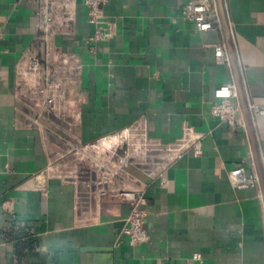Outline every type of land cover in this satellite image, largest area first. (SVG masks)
<instances>
[{"label":"crops","instance_id":"0c3cea01","mask_svg":"<svg viewBox=\"0 0 264 264\" xmlns=\"http://www.w3.org/2000/svg\"><path fill=\"white\" fill-rule=\"evenodd\" d=\"M78 1L71 37L48 50L59 51L48 57L59 110L37 118L41 103L21 74L45 56L37 6L0 0V264H264L261 188L228 179L238 166L256 174L244 122L230 128L210 113L214 91L234 85L230 65L215 64L221 28L181 21V7L200 0H112L109 37L88 44L95 26ZM223 1L264 173V115L251 109H264V0ZM134 129L159 147L190 130L202 154L113 178L81 159ZM121 190L144 194L143 245L121 235L130 211L113 194Z\"/></svg>","mask_w":264,"mask_h":264},{"label":"built area","instance_id":"2783aa9c","mask_svg":"<svg viewBox=\"0 0 264 264\" xmlns=\"http://www.w3.org/2000/svg\"><path fill=\"white\" fill-rule=\"evenodd\" d=\"M112 0H80V3L87 10L88 22L95 26V32L90 36L86 43L93 44L109 37L104 31V15L103 7ZM37 6L38 29L40 31V39L45 49L44 60L40 61L38 57H30L28 65L21 72L23 78L27 79L30 87L37 95L41 109L37 118L42 117L44 112H58L59 110V91L61 81L59 80V72L57 68L50 66L49 58H58L59 51H48L52 47L55 40H66L72 35V27L75 20L78 0H33ZM213 2V1H212ZM180 19L183 22L192 23L195 30L199 33L208 31H217L220 29L217 9L206 0L189 1L180 9ZM215 64L218 66L229 65L226 47L223 41L215 44L214 49ZM215 102L210 106V113L220 123L226 124L230 128L243 126L241 118L236 116L240 111L237 103V94L233 84L225 85L217 88L213 93ZM255 115H264V109L257 107L251 108ZM129 132H140V137L146 146L150 145L164 152V162L173 161L182 157L185 151L190 150L194 157L202 154V144L199 137L193 135L187 130L176 144L159 147L153 145L148 140L144 130L125 131L121 135ZM119 135V136H121ZM102 142V141H101ZM100 142V143H101ZM85 150V149H84ZM82 150V153L85 151ZM110 161L99 163V170L106 173L108 177H117L122 165L109 167ZM120 164V163H119ZM228 179L231 185L237 189L258 187L259 181L257 175L246 174L243 166H238L228 173ZM114 196L127 203L130 211L125 219V227L121 231L127 243L130 246H139L147 243L149 236L144 226L146 212L144 210L145 198L141 190L135 191H117L113 192ZM193 260H200V256L195 254Z\"/></svg>","mask_w":264,"mask_h":264},{"label":"rangeland","instance_id":"374dc122","mask_svg":"<svg viewBox=\"0 0 264 264\" xmlns=\"http://www.w3.org/2000/svg\"><path fill=\"white\" fill-rule=\"evenodd\" d=\"M139 134L141 133L129 132L118 136L117 141L110 145L108 141L103 145L99 143L82 153L81 159L94 167L109 160L110 163L107 164L109 167L122 165V169L135 167L149 172L166 161L164 152L156 150L153 146H146Z\"/></svg>","mask_w":264,"mask_h":264},{"label":"water","instance_id":"95a60500","mask_svg":"<svg viewBox=\"0 0 264 264\" xmlns=\"http://www.w3.org/2000/svg\"><path fill=\"white\" fill-rule=\"evenodd\" d=\"M218 19L220 23L221 32L225 41L226 52L229 60V65L233 73L234 87L237 94L238 105L244 122V126L249 139L253 164L256 171V175L259 181V186L264 197V173L259 157V151L255 139L254 128H253V117L247 101V97L243 88L241 75L239 72L237 56L234 48V43L231 37L230 27L225 12V6L223 0H215Z\"/></svg>","mask_w":264,"mask_h":264},{"label":"bare ground","instance_id":"6f19581e","mask_svg":"<svg viewBox=\"0 0 264 264\" xmlns=\"http://www.w3.org/2000/svg\"><path fill=\"white\" fill-rule=\"evenodd\" d=\"M109 142V145L111 144V143H113V142H115V141H117V137H114V138H111V139H108V140H103L102 142H101V144L103 145L104 144V142ZM105 146V145H104Z\"/></svg>","mask_w":264,"mask_h":264}]
</instances>
